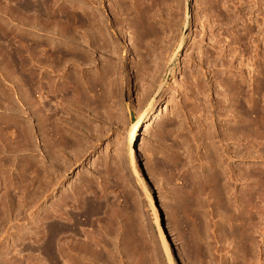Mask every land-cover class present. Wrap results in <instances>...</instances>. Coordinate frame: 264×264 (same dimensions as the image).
<instances>
[{
	"label": "rangeland",
	"instance_id": "374dc122",
	"mask_svg": "<svg viewBox=\"0 0 264 264\" xmlns=\"http://www.w3.org/2000/svg\"><path fill=\"white\" fill-rule=\"evenodd\" d=\"M130 1L0 0V264L259 260L231 234L254 216L253 190L264 215V0H158L148 37ZM83 15L96 30L81 29ZM220 152L225 193L212 196Z\"/></svg>",
	"mask_w": 264,
	"mask_h": 264
},
{
	"label": "bare ground",
	"instance_id": "6f19581e",
	"mask_svg": "<svg viewBox=\"0 0 264 264\" xmlns=\"http://www.w3.org/2000/svg\"><path fill=\"white\" fill-rule=\"evenodd\" d=\"M121 1V0H120ZM128 1V0H127ZM130 1V0H129ZM141 1V2H140ZM140 1H137V2H139L140 4H139V7L137 8V9H133L132 7H130L129 5L127 6V8H125L124 10V12H125V14L127 13L128 15L129 14H132V13H134V15H133V22H134V26L135 27H138V28H140L141 30H142V32L144 33V34H142V35H144V36H152V35H154V29L153 28H151V27H149L150 26V24H151V26L152 25H154V24H152L151 22L152 21H150V19H152V14L150 13V11H152V9H153V7L155 6V4L156 3H158V0H140ZM116 2V1H115ZM118 2V1H117ZM131 2V1H130ZM132 2H134V1H132ZM118 4V3H117ZM133 4V3H132ZM132 4H131V6H132ZM126 5V4H125ZM124 5V7H126ZM102 7H104V6H102ZM135 7V6H134ZM101 8V7H100ZM62 10V9H61ZM49 12V11H48ZM102 12V11H101ZM54 13V12H53ZM60 13V12H59ZM58 13V14H59ZM56 14V13H55ZM62 14V16H63V12L61 13ZM83 14V13H82ZM81 14V15H82ZM50 15V14H49ZM60 15V14H59ZM58 15V16H59ZM87 15V14H86ZM152 15V16H151ZM47 16V15H46ZM57 16V17H58ZM88 16V15H87ZM87 16H85V15H83L82 17H81V19H80V22H81V24H82V28L81 29H84V31H85V33H88V31H93L92 30V28H94L95 29V27L91 24L92 23V21L90 22V17L88 18ZM55 17V16H54ZM51 18V17H50ZM56 18V17H55ZM154 18V17H153ZM62 19V18H61ZM60 20V19H59ZM104 20V19H103ZM102 19H101V21H102V24H104V21H103ZM149 21H150V23H149ZM90 25H92V26H90ZM105 25V24H104ZM103 25V26H104ZM149 25V26H148ZM101 27H102V25H100ZM153 27V26H152ZM96 30V29H95ZM84 31H83V33H84ZM100 31V30H99ZM97 32V31H96ZM84 33V34H85ZM141 34V33H140ZM85 36V35H84ZM83 36V37H84ZM87 36V35H86ZM86 36H85V38H86ZM89 36V35H88ZM140 37V36H139ZM142 38V37H141ZM141 38L139 39V42H140V40H141ZM145 39V38H144ZM143 38H142V41L144 40ZM87 40V39H86ZM146 40V39H145ZM144 40V41H145ZM150 40H152V38L150 39ZM89 41V40H88ZM87 41V42H88ZM147 41H148V38H147ZM146 41V42H147ZM82 42H84V41H82ZM87 42H85V43H87ZM153 42V41H152ZM145 43V42H144ZM143 43V44H144ZM133 44L134 43H129V42H127L126 43V47H127V49H126V53H124L123 55H122V57H120L121 58V61L123 62L124 61V59H125V56L128 54V53H131L132 52V47H133ZM143 44L141 45V46H143ZM147 44V43H146ZM145 44V45H146ZM114 45V44H113ZM116 45V44H115ZM136 45V44H135ZM91 46V45H90ZM118 45H116V47H117ZM183 46V43H181L180 44V48H179V51L181 50V47ZM114 47V46H113ZM116 47H114V50H116L117 48ZM138 48V47H137ZM113 50V51H114ZM148 58V57H147ZM146 58V59H147ZM82 59H83V57H82ZM84 60V59H83ZM149 61V60H148ZM121 62V63H122ZM123 72H124V66L123 65H120V67L118 68V70H117V73H120L121 75H119V79H120V90L124 87V83H123ZM89 82V81H88ZM85 83H86V81H85ZM123 83V84H122ZM118 84V83H117ZM92 86V85H91ZM238 86H240V85H238ZM237 86V87H238ZM85 88H84V90H85V92L83 91V93L86 95V88H87V86H86V84H85V86H84ZM113 87V86H112ZM133 87V82L130 84V89ZM234 87H236V86H234ZM236 87V89L237 90H235L236 91V94L238 95V97H235V98H239L238 100H239V102H237L238 103V105H244V104H242V98L240 97L241 95H242V92L243 91H241V88H237ZM88 89V88H87ZM82 90H83V88H82ZM90 91V90H89ZM234 91V92H235ZM92 92V91H91ZM93 94V93H92ZM232 94V93H231ZM235 94V93H234ZM94 95V94H93ZM83 98V97H82ZM87 98V97H86ZM244 98V97H243ZM242 99V100H241ZM245 100V99H244ZM252 102H253V97L251 98V101L249 102V103H251L252 104ZM254 103V102H253ZM151 104V103H150ZM249 105V104H248ZM248 105H247V110H245L246 111V114L248 115V117L250 116V130H251V132L252 133H255V131H256V129H255V126H256V122H255V116H253L254 115V113H256L255 112V107L253 108V106H251V105H249V107H252L251 109H249L248 108ZM253 105H255V104H253ZM237 107H239V106H237ZM242 108V107H241ZM246 109V108H245ZM156 110V109H155ZM151 112H152V108H151V106L149 105L140 115H139V117H138V119L133 123V126H132V129H131V133H129V136H128V138H132V137H136V134H137V131L135 132V134H133L132 135V132L134 131V129H137L139 126H140V124L143 122V121H145V119L151 114ZM161 113H162V110H161ZM153 115V114H152ZM224 139V138H223ZM222 140V139H221ZM224 141V140H223ZM221 142V141H220ZM138 144V145H137ZM136 144V147H137V149L135 148V150H136V152H138V153H142L143 152V149H144V145H143V143H140V142H138ZM222 152V151H221ZM220 152V154H219V156H221V158L218 156V158H211V156L209 155V159H210V162H211V169L209 170V173H207L208 174V176H210L209 178V180H207L208 178H206V180H205V182H206V184H205V189H206V191H207V193L209 194V195H216V196H220V195H222V194H224L225 193V183H222V178H223V173L225 172V167H223V153H221ZM220 158V159H219ZM131 169H134V170H136V162L134 161V160H132V162H131ZM239 169V168H238ZM237 176V177H236ZM235 177H236V180L235 181H237V180H239L240 178H239V174H235ZM229 178H231L230 176H229ZM239 178V179H238ZM235 179V178H234ZM194 189L196 188H198L197 187V185L195 184V181H194ZM255 190H253L252 191V193L249 195V197H247L246 199H248V200H246V201H248L249 202V205H250V208L248 209L250 212H249V215H250V213L252 214V212H253V214H254V216H255V212H256V203L254 202V199H255V197H256V195H255ZM212 195V196H213ZM227 205V204H226ZM225 205V206H226ZM240 206V205H239ZM239 206H238V208H239ZM242 206V205H241ZM227 207V206H226ZM249 207V206H248ZM229 208V207H228ZM251 209V210H250ZM255 210V212L253 211V210ZM257 209H259V207L257 208ZM225 210H227L226 208H225ZM236 210V209H235ZM260 210V209H259ZM252 211V212H251ZM226 212H228V211H226ZM246 212V211H245ZM258 212V211H257ZM256 212V213H257ZM248 213V212H247ZM246 214V213H245ZM232 215V214H231ZM257 215H260V214H258L257 213ZM263 215V214H262ZM248 215H245V216H243V215H239V216H237L236 217V219L239 221V228L238 229H236V231H233V233L234 234H231V235H234L233 237H235V240L236 239H238V240H236V241H239L240 243H241V247L243 248L242 249V256H243V259L245 258L246 259V257L247 256H249V257H247V259L249 258V259H252V258H255V259H259L258 260V262H257V264H264V261L262 262V260H261V258H260V254L262 253V252H258L256 249H254V244L255 245H257L256 243H255V241H252L253 239H251V234L249 233L250 231H249V229L251 230V228H253V227H255L256 228V226H257V224H256V219H258V217H254L253 215H250V216H248ZM264 216V215H263ZM263 216L261 217V215L259 216L261 219L263 218ZM254 218H255V220H254ZM264 219V218H263ZM260 221V220H259ZM261 221H264V220H261ZM258 223V222H257ZM259 223H261V222H259ZM258 223V225H260ZM254 225V226H253ZM251 226H253V227H251ZM262 226V225H261ZM59 227H60V223H57V222H51V223H49L48 224V226L46 227V232H48V234H49V240L47 241V245H48V248H50V246L52 245H54L55 243H56V237L59 235ZM255 228H254V230H255ZM257 231L256 232H259V237H260V239H261V241L264 243V227L262 228V227H260L259 226V231H258V228L256 229ZM258 246H260V245H258ZM258 248H260V247H258ZM124 253H126V252H124ZM128 254V253H127ZM135 254V253H134ZM123 255V254H122ZM241 255V254H240ZM241 256V257H242ZM259 256V257H258ZM251 257V258H250ZM256 257H258V258H256ZM76 260V259H75ZM76 261H78V260H76ZM252 261V260H251ZM242 262V261H241ZM255 263V262H254ZM245 264V263H244ZM249 264V263H248Z\"/></svg>",
	"mask_w": 264,
	"mask_h": 264
}]
</instances>
